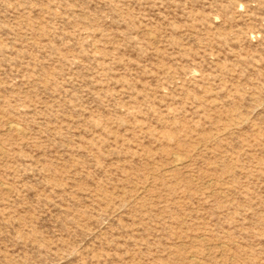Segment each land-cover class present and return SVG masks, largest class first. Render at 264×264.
<instances>
[{
  "label": "rangeland",
  "instance_id": "374dc122",
  "mask_svg": "<svg viewBox=\"0 0 264 264\" xmlns=\"http://www.w3.org/2000/svg\"><path fill=\"white\" fill-rule=\"evenodd\" d=\"M0 264H264V0H0Z\"/></svg>",
  "mask_w": 264,
  "mask_h": 264
}]
</instances>
